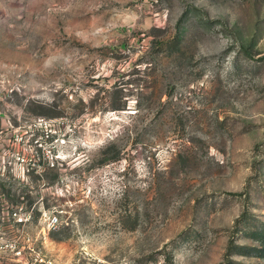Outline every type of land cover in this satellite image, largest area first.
<instances>
[{
	"label": "rangeland",
	"instance_id": "374dc122",
	"mask_svg": "<svg viewBox=\"0 0 264 264\" xmlns=\"http://www.w3.org/2000/svg\"><path fill=\"white\" fill-rule=\"evenodd\" d=\"M0 182L54 264H264V0H0Z\"/></svg>",
	"mask_w": 264,
	"mask_h": 264
},
{
	"label": "built area",
	"instance_id": "2783aa9c",
	"mask_svg": "<svg viewBox=\"0 0 264 264\" xmlns=\"http://www.w3.org/2000/svg\"><path fill=\"white\" fill-rule=\"evenodd\" d=\"M37 202L38 228L34 231L35 204L0 196V264H54L43 249L47 232L62 224L61 210L46 206L43 194Z\"/></svg>",
	"mask_w": 264,
	"mask_h": 264
},
{
	"label": "trees",
	"instance_id": "16d2710c",
	"mask_svg": "<svg viewBox=\"0 0 264 264\" xmlns=\"http://www.w3.org/2000/svg\"><path fill=\"white\" fill-rule=\"evenodd\" d=\"M249 229V232L245 235L256 239L260 243V246L235 247V252L240 254L253 253L256 256L264 257V224Z\"/></svg>",
	"mask_w": 264,
	"mask_h": 264
}]
</instances>
